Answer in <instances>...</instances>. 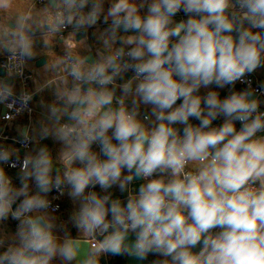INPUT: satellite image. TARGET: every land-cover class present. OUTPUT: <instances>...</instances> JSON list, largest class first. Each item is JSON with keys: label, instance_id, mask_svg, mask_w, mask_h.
Here are the masks:
<instances>
[{"label": "crops", "instance_id": "0c3cea01", "mask_svg": "<svg viewBox=\"0 0 264 264\" xmlns=\"http://www.w3.org/2000/svg\"><path fill=\"white\" fill-rule=\"evenodd\" d=\"M120 2L121 0H49L46 4H39L37 0H0V60L9 51L21 50L28 58V71L33 75L30 87L33 113L30 116L7 122L3 119L6 110L0 103V146L9 154L17 155L28 163L25 171L10 170L0 165V173L6 181V193L10 202L0 214V264H6L3 256L6 249L12 250L17 257L23 254V258L35 259L36 264H77L68 243L71 240L99 242L97 248L90 250L91 264H97L106 256L109 258L98 236L108 234L111 228L117 229L116 217L128 209L130 203L137 205L143 192L147 191V185L152 181L134 174L135 167L132 169L126 166L121 167L118 178H109L106 191L108 200L105 201L102 199V192L97 186L98 179L95 175L89 178L87 185L80 193L75 192L74 183L69 180V176L78 170L87 172L90 164L106 162L109 159L105 150L106 144L120 146L121 142L115 136V127L121 112L139 124L147 138L153 136L163 124L172 130L169 140L176 139L178 144L184 142L186 130L189 128L194 132L197 130L208 132L203 125L205 119L209 123H216L219 131L226 124H231L235 131L226 136L225 140L215 148H209V154L204 162L199 159L189 160L190 169L198 174L211 164L219 148L257 119L261 127L245 143H264V118H257L242 125L238 119L244 110L227 114L223 109L224 102L233 96L243 97L244 102L251 106L250 102L254 94L241 87L229 88L225 80L217 81L214 77L209 83L203 81L197 83L190 77L183 83L186 87H194L191 96L200 101L199 116L190 115L186 121L168 119L171 112L182 106L183 97L166 109L146 102L143 93L138 90L142 81L132 78L120 68L115 63L114 56L122 50L129 49L133 52L135 49H140L142 54L135 56L138 65L153 59V54L147 49V40L150 37L143 30V24L149 17L156 15L152 12V7L155 4L162 5V0H124L128 7L113 13L112 9ZM236 3L237 0H225L221 15L232 27L219 35L230 36L234 45L238 46L241 36L245 32L249 34L245 43L254 45L259 59L255 68H245L244 71L250 72L264 86V62L261 59V53L264 50V26L260 25L264 16L253 13L251 10L238 12ZM186 5L187 0H181L179 6L182 14L180 16L167 13L166 7L162 5L161 11L168 16L165 30L171 31L177 26L184 25L179 35H169L168 51L187 34V25L190 20L200 22L216 15L206 10H187ZM64 9L68 12L69 30L61 35L57 29V14ZM128 16L138 17L141 28L128 27L125 32L117 30V25L126 24ZM77 24H79L78 27ZM215 26L216 22L213 21L209 23L208 28L212 31ZM83 30L86 31L85 36L78 38ZM142 36L145 39L144 44L140 43ZM253 37L258 39L253 40ZM130 39L132 43L128 42ZM168 51H165L163 56H167ZM65 55L76 57L84 68L94 69L99 65L105 66V74L116 80L118 86L101 88L90 86L89 90L85 89V86L78 87L70 76L69 70L63 65ZM166 63L175 65L174 61ZM6 73L5 78L0 76V88L18 92L20 88L17 82L7 71ZM177 74L182 77L179 70ZM10 78L12 81L9 80ZM101 93L109 94L111 101L98 105L92 110V115H88L90 104L97 100ZM211 95L216 97L215 106L208 103ZM74 96L79 98L72 99ZM254 105L264 111V99L257 97ZM108 115L113 117L112 127L103 131L97 140L86 142V155L84 159H81L77 149L85 142L74 141L62 130V125L68 123L82 129L95 126L101 130L102 126L99 122ZM24 137H28L31 141L28 149H22L15 143L16 139ZM131 140L132 138L129 142ZM42 157H47V165L38 163ZM77 163H82V166L76 167ZM40 176L47 180L46 185L40 182ZM156 180L166 188L172 182L181 179L179 174L174 175L170 168L162 166ZM251 183L256 184L260 191L264 190V175L249 178L243 189ZM55 185L64 188L65 194L60 211L50 213L45 209V203L50 198ZM160 194L170 198L176 204V210L184 215L186 225L194 223L187 205L178 203L164 189ZM28 199L35 201L29 208L32 210L31 221L19 226L16 216L24 211L23 205ZM96 200L101 202L104 222L100 226L89 228L83 223V212L86 207H96ZM40 201L43 203H39ZM114 205L119 209L118 212L112 211ZM37 217H40L45 225L43 233L48 240L39 255L28 250L32 222ZM223 227L227 228V226L217 225L204 231L205 236L201 241H197L201 243V247L196 264H207L209 256L221 255V250L215 245L224 243V235H219L217 232V229H220L224 234ZM258 232L264 234V223L258 222ZM167 239L176 243L179 236L174 232ZM140 244H142L141 240ZM190 245L178 244L175 250L171 251L176 256L178 264H182L179 254ZM164 247L167 248L168 245L165 244Z\"/></svg>", "mask_w": 264, "mask_h": 264}, {"label": "clouds", "instance_id": "9594fccd", "mask_svg": "<svg viewBox=\"0 0 264 264\" xmlns=\"http://www.w3.org/2000/svg\"><path fill=\"white\" fill-rule=\"evenodd\" d=\"M181 0H162L167 13L177 11ZM251 12L264 16V0H248ZM161 4H155L152 12L156 15L149 17L143 24V30L150 39L147 40V49L153 54V59L138 65V73H147V76L139 85V91L143 93L144 100L157 105L161 109L170 108L180 97L184 98L182 106L171 112L168 119L171 121H186L190 115L199 116L200 101L192 98L193 86H184L173 80V69H166V62H175L184 81L190 77L197 83L203 81L209 83L215 77L217 81L232 82L239 78L245 68H255L258 62L257 51L252 44L245 43L248 33L245 32L238 46H235L230 36L221 37L224 30H230L232 25L221 15L225 0H187V10H206L216 15L197 22L190 20L187 25V34L170 51L168 44L169 35H179L184 25L177 26L174 30H165L168 16L161 11ZM128 5L121 0L112 9L117 13ZM135 11V9H132ZM215 21L214 30L210 31L209 23ZM119 23V21H117ZM260 25L264 26V19ZM126 27L141 28V21L128 16ZM258 37H253V40ZM132 43L130 39L128 41ZM140 43L144 44L142 36ZM168 51L167 56L163 53ZM134 56L142 54L140 49H135ZM111 62V61H110ZM72 75L80 79L82 73L79 66H74ZM100 77L99 82H110L111 77L105 75V66L95 67L88 75V79ZM78 91V90H77ZM78 96L72 99H78ZM88 99V98H84ZM111 101L109 94L101 93L99 98L90 104L88 115L100 104ZM208 103L215 106L217 100L211 95ZM250 106L244 102L243 97L233 96L223 104L227 114L245 110ZM255 107V105H251ZM75 115V113H74ZM163 115V113H161ZM243 119L244 117H240ZM115 136L121 142L119 147L105 145L109 159L104 163L90 164L87 172L75 171L69 176L74 183L75 192L80 193L87 185L89 178L95 175L101 185H106L109 178H118L121 167L136 168L138 173L145 176L151 175L162 166L172 170L174 175L183 171L188 160H205L208 149L215 148L225 140V137L233 133L235 129L231 124H226L219 132L186 130V139L178 144L176 139L169 140L172 130L163 124L153 134L147 151L144 149L146 134L140 129L139 124L131 117L121 112L117 118ZM101 134L113 125V117L108 115L100 120ZM209 121L205 119L203 125ZM95 127V126H93ZM261 127L257 119L252 124L228 140L223 147L216 151L211 164L200 171L199 175L185 174L184 180H177L166 188L158 180H153L147 185V191L137 205L129 204L130 216L135 225H145L143 236L147 238L149 233L154 234V242L157 246L168 245V251L175 250L178 244L188 243L194 245L201 232L214 226H227L229 229L224 235V243H216V248L221 250L219 257L209 256L207 264H264V234L258 232V222L264 223V190L255 194L243 189L249 178L264 175V143H245L255 131ZM68 131H72L69 129ZM66 134V133H65ZM90 139H95L90 136ZM130 138H132L131 142ZM87 143H83L78 149V155L84 159ZM137 161L139 163H137ZM38 163L48 164L47 157H42ZM44 185L47 180L39 177ZM131 179V177H129ZM164 189L170 193L178 203H183L190 208L193 224L186 225L183 214L176 210L175 204L164 210V197L160 194ZM143 191V190H142ZM6 190L0 187V201L6 196ZM35 201L28 199L24 202V210L33 206ZM39 203H43L40 201ZM96 207H86L83 212V223L89 228L100 226L104 222V213L101 202L95 201ZM4 207L0 204V214ZM113 212L119 209L114 205ZM122 223L121 216L116 217ZM159 222V226H157ZM106 228L107 225L105 224ZM174 232L179 236L176 243L168 240ZM32 240L30 246L36 250L44 247L48 240L41 228L32 225ZM182 264H196L187 252L179 254ZM13 264H36L35 259H25L23 254L12 257Z\"/></svg>", "mask_w": 264, "mask_h": 264}, {"label": "built area", "instance_id": "2783aa9c", "mask_svg": "<svg viewBox=\"0 0 264 264\" xmlns=\"http://www.w3.org/2000/svg\"><path fill=\"white\" fill-rule=\"evenodd\" d=\"M49 0H37L39 4H46ZM236 10L238 12L249 11L250 7L248 4V0H237ZM174 16H180L182 14V9L179 6L177 11L172 13ZM57 23H58V32L63 35L65 32L69 30V17L66 9L61 10L57 14ZM133 52L129 49L122 50L115 54L114 61L115 63L125 70L132 78L137 79L139 81L144 82L147 73H138L137 66L138 63L136 61L135 56L132 54ZM261 59L264 62V50L261 53ZM63 65L69 70V74L72 77L74 83L78 87H82L85 85H89L96 88L101 87H116L118 86V82L111 78L110 82L101 84L99 82L100 77H96L95 79H88L89 73L92 72L93 69L84 68L80 65L79 61L76 57L72 55H65L63 58ZM74 66H79L82 76L80 79H76L72 75V69ZM0 67L6 70L13 79L17 82L20 90L18 92H11L4 88H0V103L4 106L6 113L4 115V120L7 122L15 121L16 119L23 116H30L33 113L32 106V95L30 93L31 83L33 81V75L28 71V58L26 54L21 50H12L7 52L0 60ZM166 69H173V80L177 83L183 84L185 81L183 77L177 74L178 69L174 64L165 63L163 65ZM106 75V74H105ZM108 76V75H106ZM229 88L241 87L252 94L256 95L260 99H264V86L259 82V80L253 76L250 72L244 71L239 78L235 79L232 82H227ZM181 98V97H180ZM179 98V99H180ZM178 100V99H177ZM240 117H244L241 119ZM239 117L238 121L240 124L245 125L248 122L257 119L264 118V111L260 109L258 106L249 107L245 109L242 115ZM205 128L208 132H219L218 125L216 123H208ZM72 129V131H68ZM62 130L69 134L71 138L76 142H93L97 140L102 134L101 130L97 127H91L89 129H82L74 127L68 123H64L62 125ZM90 136H94L95 139H90ZM152 136L148 137L147 147L145 151H147L149 147V143ZM15 143H17L22 149H28L31 146V141L28 137H24L21 139H16ZM203 160L202 162H204ZM138 162V161H137ZM139 163V162H138ZM0 165L10 170H18L25 171L27 169L28 163L26 160L22 159L17 155L9 154L2 146H0ZM160 168L154 171L151 175L145 176L140 173L141 177L147 181L156 180L159 174ZM185 174H190L193 176L199 175L197 172H194L190 169L189 160L186 162L183 171L179 173L180 179L184 180ZM97 186L102 192V199L107 201L108 196L106 195L107 188L109 186V180L106 185H101L97 180ZM0 187H3L6 190V181L3 177V174L0 173ZM247 189L255 194L260 192L258 186L256 184H249L246 188L241 189L242 191ZM64 188L59 185H55L53 191L50 195V198L45 203V209L50 213H58L61 209V202L64 198ZM9 200L6 196L0 201V204L5 208L9 206ZM175 203L168 197L164 196V210L166 211L169 206L174 205ZM176 205V204H175ZM123 218V222L117 223V228L122 230H130L132 232H136L138 225L134 226V222L129 218L130 210L129 208L124 210L120 215ZM32 210H24L22 213L16 216L17 225L21 226L27 222L31 221ZM46 238V236H45ZM32 240V236L28 239V250L33 252L35 255H39L42 250L45 248L42 247L39 250H36L30 246V242ZM99 246V242L97 240H92L90 242V250L95 249ZM6 264H13L12 257L16 256L15 253L6 249L3 253ZM97 264H113L110 259L106 256L104 259H101Z\"/></svg>", "mask_w": 264, "mask_h": 264}, {"label": "water", "instance_id": "95a60500", "mask_svg": "<svg viewBox=\"0 0 264 264\" xmlns=\"http://www.w3.org/2000/svg\"><path fill=\"white\" fill-rule=\"evenodd\" d=\"M78 25L79 24H77L76 26L78 27ZM127 28L128 27H126V24H119L116 26V29L122 32H125ZM85 34H86V31L83 30L81 34H79L78 38L84 37ZM0 76L5 78L7 76L6 70L1 69ZM9 80L12 81L11 78ZM85 89L89 90L90 86L85 85ZM256 99H257L256 95L252 96L250 104L254 105L256 103ZM147 141H148V138L146 137V139L144 140V148L147 144ZM79 166H82V163H77L76 167H79ZM134 174H137L140 178H142L140 173H138L136 169L134 170ZM169 196L174 198L170 193H169ZM33 224L41 228L43 232L45 231V225L40 217L35 218L34 221L32 222V225ZM228 230L229 229L226 227L222 228L223 232H226ZM115 232L116 233L112 239V244L121 243L124 245L125 250L128 254L127 264H151L145 259L143 253L141 252L140 239L136 236L134 232L130 230H122L120 228H117ZM204 236H205V233L201 232L200 239L198 241H201ZM68 243L75 256L77 264H91L90 262V242L89 241L71 240ZM25 259H28V258L25 257Z\"/></svg>", "mask_w": 264, "mask_h": 264}, {"label": "trees", "instance_id": "16d2710c", "mask_svg": "<svg viewBox=\"0 0 264 264\" xmlns=\"http://www.w3.org/2000/svg\"><path fill=\"white\" fill-rule=\"evenodd\" d=\"M157 226L159 223L157 222ZM145 225H138L136 229V236L141 240V252L145 259L151 264H178L176 256L169 252L167 248L163 246H157L154 242V234L149 233L147 238L143 236ZM219 235H223L220 229H217ZM115 230L110 229V232L103 236H98L100 243L106 248L110 261L113 264H127L128 254L123 244H112V239L115 235ZM201 243H195L186 248L184 252H187L192 258L197 261V257L200 253Z\"/></svg>", "mask_w": 264, "mask_h": 264}]
</instances>
